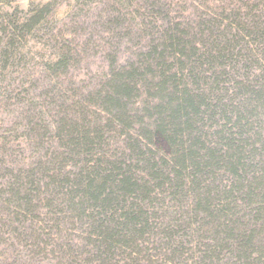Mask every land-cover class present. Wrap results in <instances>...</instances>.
<instances>
[{"label":"trees","instance_id":"trees-1","mask_svg":"<svg viewBox=\"0 0 264 264\" xmlns=\"http://www.w3.org/2000/svg\"><path fill=\"white\" fill-rule=\"evenodd\" d=\"M15 3L0 0V84H7L0 98L8 102L67 74L79 53L78 43L59 41L44 26L55 1L29 0L25 10ZM238 10L162 27H150L136 11L141 19L125 31L147 36L138 61L113 59L107 80L64 107L57 127L50 129L43 112L26 117L33 144L41 150L55 135L60 152L16 164L1 132L8 235L32 240L34 248L32 228L46 229L35 223L46 206L47 224L55 226L46 246L36 240L40 253L66 239V226L85 225L84 254L100 264H140L150 246L158 258L148 255L149 262L264 264V13ZM27 103L29 112L41 106ZM20 119L12 134L24 127ZM6 128L1 121L0 131ZM168 197L186 210L158 216ZM27 220L32 227H24Z\"/></svg>","mask_w":264,"mask_h":264},{"label":"rangeland","instance_id":"rangeland-1","mask_svg":"<svg viewBox=\"0 0 264 264\" xmlns=\"http://www.w3.org/2000/svg\"><path fill=\"white\" fill-rule=\"evenodd\" d=\"M50 1H55V4L52 13L46 18L44 26H47L46 29H49L50 33H56L59 41L67 40L78 43L79 53L77 62L69 67L67 74L58 78L49 77L45 82H41L35 91L31 89L27 94L23 92L21 99L16 98L14 94H11V102L0 98V123L4 120L7 124L6 130L0 131V133L7 136L10 147H13L15 152L13 160L16 161V164L26 161V163H31L32 159L38 157L37 155L41 158L44 154L47 155V152L49 155L52 152H60L59 140L55 135H49V137L51 136L49 142L45 143L41 150L39 149L42 147V143L33 144L32 139H29L32 135H29L30 130L25 123L26 117L30 114L34 115V111L43 112L44 122L48 123L50 129L57 127L56 123L62 118L64 107L70 106L74 100H79V96H84L91 90H98L107 80V75L114 64L113 59L118 65H129L138 61L139 54L146 50L147 36L142 34L137 40L132 35L126 36L127 32L125 31L126 27H131V23L134 22L132 25H137L136 23L141 19L136 15V11L141 12L144 20L152 25L150 27H162L164 24L176 21L190 26L208 20L205 17L206 14L221 20L219 15L232 14L237 9L242 14L251 15L255 13V10H261L264 13V0H32L36 4H45ZM15 5L21 10H25L30 4L29 0H16L12 7ZM133 17L137 20H134ZM115 19L118 20L120 28L115 27ZM43 38L48 39V37ZM13 77L19 79V76ZM13 77L9 80L12 81ZM35 77L39 79L41 74L38 72ZM25 79L27 78L25 77ZM39 81L41 80L39 79ZM17 83L18 81L15 82V84ZM4 84H0V89L6 87L7 84ZM24 88L28 89V86L25 84ZM43 89L47 92H43ZM42 93L43 95H41ZM60 98L67 100L65 102L57 101ZM29 99L35 100L41 106L39 105L36 110L29 112L27 108ZM20 117V122H24V127L18 134H12V124ZM117 143L120 145L121 140ZM164 204V207L160 206L163 212H160L159 209L158 216L166 213L167 217L174 218L175 215L179 216L181 211L186 210L181 205L173 204L170 197L164 199ZM2 212L3 206L0 201V264H100L94 260V256L90 258L84 254L89 249L85 242L88 232L85 225L66 226L62 231H68L64 236L66 239L55 241L51 248L45 247L48 249L45 250L48 253H40V249H36V247L46 246L44 242L48 239L46 238L48 229L52 230V227L55 226L53 222V224H47L48 208L42 206L38 214V221L35 222H40L46 229H43L41 233L38 231V225L36 228H32L35 230V234L33 233L31 236L36 244L34 248H32V240L20 241L13 235V232H11L12 236L8 235L10 231L3 226V219L6 217H3ZM13 216L10 218L13 219ZM32 223L31 220H27L24 227H32ZM162 223L169 224L167 221ZM40 230H42L41 227ZM50 234L54 240L59 238V233ZM37 239L41 244L36 243ZM70 243L74 249L67 248L66 245ZM58 246L62 247L61 251ZM151 248L152 246L149 247L146 260L139 263L151 264L155 261L156 264H165L162 256L157 261L155 260L158 257ZM70 251L74 252V255ZM148 255L155 259L151 258V262H149ZM188 261V264L192 263V260Z\"/></svg>","mask_w":264,"mask_h":264}]
</instances>
